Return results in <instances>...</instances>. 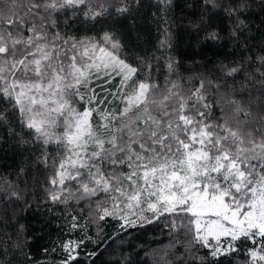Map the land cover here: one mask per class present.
<instances>
[{
  "label": "snow or ice",
  "instance_id": "6c2138e0",
  "mask_svg": "<svg viewBox=\"0 0 264 264\" xmlns=\"http://www.w3.org/2000/svg\"><path fill=\"white\" fill-rule=\"evenodd\" d=\"M86 3L0 0V96L14 102L37 139L65 150L51 179L60 186L52 200L67 192L66 203L75 194L65 182L77 181V199L104 193L112 201L101 219L111 216L121 227H136L168 215L174 230L187 227L211 256L236 251L235 242L244 238L257 245L248 252L251 264H264V125L210 122L201 110L209 105L200 89L182 95L176 82L161 89L137 78L138 68L121 58L112 36L105 34L103 45L64 39L32 19L43 8L54 27V13ZM117 77L115 89L108 88ZM96 81L103 83L91 87ZM108 95L121 101L119 111L101 109ZM73 98L86 107L79 110ZM78 246L64 245L70 259Z\"/></svg>",
  "mask_w": 264,
  "mask_h": 264
},
{
  "label": "trees",
  "instance_id": "16d2710c",
  "mask_svg": "<svg viewBox=\"0 0 264 264\" xmlns=\"http://www.w3.org/2000/svg\"><path fill=\"white\" fill-rule=\"evenodd\" d=\"M34 11L49 35L102 45L112 36L139 79L161 89L176 82L182 95L200 89L210 122L264 125V0H87L54 13V27L43 8ZM13 103L0 96V264H251V241L241 238L236 251L213 257L187 227L174 230L168 215L136 227L101 219L112 201L104 193L77 199V181L65 182L75 194L66 203L67 192L52 200L65 150L37 139ZM69 241L79 245L74 259L64 248Z\"/></svg>",
  "mask_w": 264,
  "mask_h": 264
},
{
  "label": "rangeland",
  "instance_id": "374dc122",
  "mask_svg": "<svg viewBox=\"0 0 264 264\" xmlns=\"http://www.w3.org/2000/svg\"><path fill=\"white\" fill-rule=\"evenodd\" d=\"M119 79L120 78L117 77L116 79H114L112 81L111 84L107 85V87L114 90L115 86L119 83ZM97 83H103V81H96L95 83H93L91 85V87H96ZM81 91H83V89H81ZM96 91L97 92H101V89L97 88ZM99 99H100V97L97 98V103L99 102ZM109 101H111V103H109ZM73 104H74L75 107H77L81 111L86 107L84 102L78 101L76 98H73ZM122 106L123 105H122V103H121V101L119 99H113V97L111 95H108V99L105 100L104 105H101V109L107 107L109 110L115 109V110L119 111V109ZM92 119H93L94 122L98 120V117L96 116L95 113L93 114ZM56 131L57 132H62L63 129L62 128H58V129H56ZM145 215H147V214H145ZM227 239H230V238H222V242L226 241ZM75 250H76V248H75ZM73 253H74V251L71 254H73Z\"/></svg>",
  "mask_w": 264,
  "mask_h": 264
}]
</instances>
